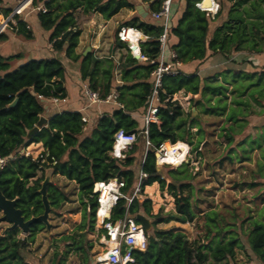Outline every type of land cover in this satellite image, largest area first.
Segmentation results:
<instances>
[{
	"label": "trees",
	"instance_id": "trees-1",
	"mask_svg": "<svg viewBox=\"0 0 264 264\" xmlns=\"http://www.w3.org/2000/svg\"><path fill=\"white\" fill-rule=\"evenodd\" d=\"M141 1L148 6V16H151L152 13L159 11L164 0ZM2 2L3 0H0V13L8 15L11 9ZM52 2L53 0H32L31 3L32 8H36L39 4L46 8L45 13H37V18L40 27L49 32L48 42L52 50L61 52L66 59L77 63L81 80L87 81L92 90L98 91L103 96L114 89L122 108L103 115L91 128L90 133L83 136L85 126L81 121V113L64 111L53 115L47 114L50 98L66 97L65 67L59 59H32L13 68L12 61L19 60L20 55L3 57L0 54V158L6 161L0 168V191L6 199H16V208L26 220L42 214L43 206L38 190L46 176L44 168L48 166L51 168V174L60 175L77 185L82 211L84 217L90 220L88 228L91 230L95 222L96 196L93 193L95 183L118 177L124 181L121 190L124 196H130L134 189L137 172H133L134 157L131 153L135 151L136 144L123 162L112 159L109 152L112 148L113 136L118 130L136 132L137 123L131 114L146 110L148 107L151 98L149 76L153 65L140 63L128 54L124 60L125 67L120 74V83L115 85L111 83L115 66L113 61L109 59L103 63L94 59L92 52L85 55L76 53L81 31L76 26L75 12L80 11L85 15L95 13L102 19L109 20L123 9L133 11L134 5L130 1L65 0L58 13H55L54 8L51 7ZM186 3L182 20L189 13L187 9L191 10L192 6L193 11H198L191 0H186ZM146 18L141 19L137 14L122 26L136 28L147 37V40L140 44V50L149 59H154L158 55L157 40L162 28L157 22L150 23ZM15 20L16 35L25 40L31 39V31L26 29L25 22L19 17H15ZM2 37L3 34L0 35L1 39ZM114 38L119 47H125L117 40L116 33ZM173 50L177 61L186 62L187 59L178 47H174ZM99 75L102 77L99 78ZM101 87L102 92H100ZM208 90L219 89L210 86L200 87L198 76L184 75L179 71L175 76L164 77L156 113L158 124H148L151 148L146 152L141 167L149 175V179L142 182V188L158 183L161 191L166 189L175 199L174 213L161 218L160 211L152 215L149 199H144L142 202L133 199L127 204L126 199L121 198L112 209L111 220L122 218L126 213L135 216L142 211L148 217L158 218L152 222L153 229L157 224L170 221L182 224L194 221L196 215L190 204V196L179 195L188 187L184 183L187 174L186 164L172 169V180L166 183L155 165V149L165 141L172 144L188 141L191 144L193 139L190 127L195 120L191 119L190 112L184 114L181 107L167 100V97L180 91L185 95H197L200 91L203 93ZM15 100V105L11 107ZM40 116L47 117V124L27 139L28 131L36 125ZM226 120L237 125L238 119L234 110L229 113ZM237 127L240 128L241 125L238 124ZM224 132V138L231 146L236 132L234 128ZM195 135L197 143L191 148V152H197L203 138L202 132L198 131ZM38 143L42 145L43 151L37 158L25 156L21 152L30 144ZM38 172L41 173L39 176H37ZM46 192L49 205L53 208H59L66 199L51 182L47 185ZM84 199L87 201L84 202ZM40 225L39 222L33 223L28 235L23 238L16 236L20 233L18 228L7 229L5 235L0 237V264H30L23 257V250L34 242V233L44 228ZM82 227L85 228V223ZM100 232L103 233V230ZM236 244V239H229L226 243H217L213 246L211 244L197 246V243H191L187 236L176 228L154 229L153 234L148 236L146 249L143 252H135L134 257L136 264H206L209 259L221 261L232 258ZM248 245L258 261L264 264V222L255 220L251 223ZM79 249L82 247L74 246V250Z\"/></svg>",
	"mask_w": 264,
	"mask_h": 264
},
{
	"label": "rangeland",
	"instance_id": "rangeland-1",
	"mask_svg": "<svg viewBox=\"0 0 264 264\" xmlns=\"http://www.w3.org/2000/svg\"><path fill=\"white\" fill-rule=\"evenodd\" d=\"M8 1L5 6L8 5L12 9L18 2L25 0ZM128 1L134 5V10L123 9L108 24L104 22L105 20L100 15L95 13L88 15L79 11L74 13L77 19V29L83 32L80 52L85 51L87 47H89L88 52H91L90 41L97 38L95 37L96 32L101 35L98 39L100 47L104 44L108 46V43L115 45L116 25L121 26L131 17L137 16L135 7L138 5H141L148 12V6L141 0ZM64 3L65 0H53L51 7L54 8L55 13H58ZM2 4L4 5V1ZM198 18L203 19L199 16ZM146 20L150 23L153 22L151 16H148ZM40 41H44V49L47 50L46 41L43 38H40ZM28 45L29 43L23 39L17 43L20 52L23 53H27ZM8 47V44H4L0 38L2 54L7 55L13 52ZM105 50L103 48L99 53L92 51V55L94 59L103 61V63L109 59L113 61L115 66L111 83L114 84L120 80L121 71L125 67L124 60L128 57V54L125 48H113L109 51L110 55L113 56L111 58ZM52 56V58L59 59L64 67L66 69L68 67L71 71L78 66L77 63L66 59L61 52H54ZM20 57H23V55L21 54ZM118 63H120V67L117 70ZM11 65L13 68L18 66L16 60L12 61ZM66 73H68V70H66ZM101 77L102 75H99V78ZM102 91L103 88L101 87L100 92ZM153 104L157 105L156 102H153ZM97 107L104 108L106 106L98 105ZM188 113L189 109L184 114ZM138 114L143 117L146 110H139ZM202 115L203 113L200 114V116ZM209 121L210 119L202 120V123L206 124ZM245 126L241 124V130L238 127L235 129L237 133H234L232 148L224 138L225 133L219 135L221 130H209L205 132L206 140L203 141L202 146L199 147L200 143L197 152H191L193 162L190 160L186 164L187 174H185L186 178L184 177V183L188 187L179 195L181 197L190 196V204L196 215L194 221L186 224L170 221L154 226V229L176 227L177 230H181L187 236L191 243H197V246L210 244L213 246L217 243H226L229 239L237 240L232 258H225L221 261L209 259L206 264H261L249 248L248 235L253 221L264 222V124L249 131L244 129ZM255 129L258 130L255 131ZM189 146L193 148L195 143H191ZM41 152L35 153V157H33L24 151V155L27 154L37 158ZM144 154V143L138 137L136 149L131 153L134 157L133 172L142 165L141 161ZM179 166L164 165L157 166V169L165 182L169 183L172 180L171 170ZM44 173H46V176H50V182L64 194L66 199L59 208H53L49 205L50 210L47 221L50 229L47 230L43 224L40 225L44 228L34 233V242L29 248L23 250L24 259L30 264H93L94 255L99 251L101 230L95 220L94 227L91 230L88 228L90 220L84 217L77 185L60 175L51 174V168L48 166L44 168ZM40 174L38 172L37 176ZM148 191L149 194H143L142 199L139 198V201L142 202L145 197L150 199L152 215L160 211L159 217L165 218L169 213H174L175 199L169 195L166 189L161 191L158 183H154L153 191ZM83 201L86 202L87 200L84 199ZM139 213L150 220L151 228L147 235L151 236L154 230L152 222L158 220V218L148 217L142 211ZM1 217L2 213L0 211V219ZM84 223L85 228L83 229L82 224ZM8 227L9 224L1 219L0 237L5 235ZM27 235H23L20 231L16 236L23 238ZM74 246H80L82 249L74 250ZM83 250H85V253H83Z\"/></svg>",
	"mask_w": 264,
	"mask_h": 264
},
{
	"label": "crops",
	"instance_id": "crops-1",
	"mask_svg": "<svg viewBox=\"0 0 264 264\" xmlns=\"http://www.w3.org/2000/svg\"><path fill=\"white\" fill-rule=\"evenodd\" d=\"M3 1L6 3L8 0ZM215 1L218 4V11L215 15H205L202 12L197 11V13L187 9L189 13L187 12V16L182 20L187 7L186 0H172L167 29L165 56L168 55L169 51H174V47H178L184 58L187 59L186 62L179 63V73L198 76L200 87L210 86L219 89L218 91L208 90L203 93L200 91L190 102L188 109L191 119L195 120L190 127L193 135L191 143H197L195 133L202 132L203 138L199 147L206 140L205 132L209 130H221L219 134L221 135L230 128H234L235 131L238 124L246 125L244 127L246 131L264 124V1ZM37 13L38 11L32 10H26L24 13L25 25L31 31V39L25 40L16 35V30H7L3 34L2 42L8 44V48L13 50L11 54L4 55L1 52L2 49H0V54L3 57L21 56L22 54L23 57L16 61L18 65L31 59H52V53L54 52L48 42L49 32L40 27ZM118 14L104 22L108 24ZM198 16L203 19L200 20ZM74 17L77 21L75 15ZM119 26L116 25V30ZM82 35L83 32L78 38L76 53H84V51L80 52L79 50ZM95 37L97 38L90 41L91 52L99 53L105 48L107 54L112 58L113 56L109 53L110 49L125 48L119 47L118 42H115V38V45L108 43V46L104 44L103 46L106 47H100L98 39L101 35L96 32ZM40 38L46 41L47 50L44 49V41L39 42ZM21 39L29 43L27 53L20 52V48L17 46ZM119 67L120 63H118L117 70ZM66 70H68V73H66ZM66 70V74H64V88L66 90L64 102L57 105L49 103L50 108L47 114L53 115L67 111L79 112L86 117H90L89 123L84 127L83 136H86L103 115L111 114L117 107L106 104H102L106 106L104 108L97 107L98 105H88L82 95V85L88 82L81 80L78 66L73 71L69 70L68 67ZM119 83L117 81L115 84ZM232 110L235 111L238 119L237 125L226 120ZM138 113L139 111L131 114L137 123L136 132H134L136 134L144 129V115L141 117ZM201 113H203L202 116H200ZM44 117L47 119L46 116ZM206 119H210V121L206 124L202 123V120ZM257 130L255 129V131ZM22 150L35 157V153L38 154L41 150L43 151V148L38 143L30 144ZM32 151L33 153H31ZM144 158L145 154L141 163ZM139 168L136 170L137 173ZM153 185L146 186L144 189L145 195L149 194L148 190L153 191Z\"/></svg>",
	"mask_w": 264,
	"mask_h": 264
},
{
	"label": "built area",
	"instance_id": "built-area-1",
	"mask_svg": "<svg viewBox=\"0 0 264 264\" xmlns=\"http://www.w3.org/2000/svg\"><path fill=\"white\" fill-rule=\"evenodd\" d=\"M172 0H164L160 9L156 13H152L151 18L154 22H157L162 28V33L158 37V55L154 59H149L140 50V44L147 39L139 30L133 27L119 26L116 32L117 40L122 43L128 54L132 57H136V60L143 64L153 65L150 73L149 82L151 85V98L146 108V114L144 116V129L138 134L134 132H126L124 130H118L113 136L112 148L109 152V156L118 161L123 162L126 156L130 153L133 146L136 144L138 137L143 140L146 152L151 148L150 141L148 139V124H158L156 119V113L158 109L159 92L162 91V80L164 77L175 76L178 72L179 61L176 59L174 51H169L165 56L166 44H167V29L170 14V6ZM194 3V7L203 12L205 15H215L218 11V4L215 0H207L208 6H205L206 0H191ZM264 1V0H263ZM32 0H25L18 2V4L11 9L8 15L0 13V35L4 34L7 30H16L15 17H19L22 22H25V11L32 10L40 13H45L46 8L43 5H39L36 8L31 7ZM1 7V3H0ZM28 29V26H26ZM82 95L84 96L88 105H113L117 108H122L118 101V94L114 89L106 95H101L98 91H94L90 88L88 83L82 85ZM196 95L178 92L167 97L170 102L177 103L182 111L186 113L188 111L190 102ZM41 99V96H39ZM50 104L57 105L64 102V98H50L48 100ZM156 102L157 105H154ZM81 121L86 127L90 121V117H86L84 114L81 116ZM165 141L161 143L155 149V165L164 166L172 165L165 162L167 154H172L176 150L180 153L176 156L179 159L178 165L187 164L191 160V147L184 143L187 147L185 153L181 149H176V144ZM168 147V148H167ZM24 154V150L21 151ZM26 153V152H25ZM26 156H28L26 154ZM6 161L0 158V168ZM143 163V162H142ZM149 175L142 170L140 166L137 173L134 189L130 196H124L122 194V188L124 187V181L122 178H111L105 182H98V190L95 194L96 209L94 213L95 221L98 224L101 233V239L99 240V251L94 255L93 264H136L134 257L135 252H143L148 244V236L144 231L143 226L138 223L134 216L128 215L117 220H111L112 209L118 203L121 198H125L127 204H130L133 199H142L144 189L142 188V182L147 181ZM147 199V198H145ZM143 201V200H142ZM110 202L109 208L107 204Z\"/></svg>",
	"mask_w": 264,
	"mask_h": 264
},
{
	"label": "water",
	"instance_id": "water-1",
	"mask_svg": "<svg viewBox=\"0 0 264 264\" xmlns=\"http://www.w3.org/2000/svg\"><path fill=\"white\" fill-rule=\"evenodd\" d=\"M135 11L141 17V19H145L146 17H148V12L145 11L141 5L136 6ZM88 48L89 47L85 49L83 53L84 55L86 54V52H88L89 50ZM133 58L136 60V57ZM15 103L16 100L11 104V107L14 106ZM46 124H47V119L44 116H40L36 125L31 130L28 131L26 136L27 139L31 138L32 135L39 132L40 129L44 127ZM49 182H50V176L47 175L42 181L41 187L38 190V193L40 195V200L43 206L42 214L31 217L27 220L22 216L21 211L18 208H16V199L13 200L6 199L0 191V211L2 213L1 219L9 224V227L7 229L18 228L23 235H26L29 231L30 226L35 222H39L43 224L47 230L50 229V225L47 221L50 208H49V202L47 199V192H46L47 185L49 184ZM97 190H98V184L95 183L93 185V193L96 194ZM134 219L143 226L144 231L146 233L150 231L151 222L143 214L141 213L136 214L134 216Z\"/></svg>",
	"mask_w": 264,
	"mask_h": 264
},
{
	"label": "bare ground",
	"instance_id": "bare-ground-1",
	"mask_svg": "<svg viewBox=\"0 0 264 264\" xmlns=\"http://www.w3.org/2000/svg\"><path fill=\"white\" fill-rule=\"evenodd\" d=\"M204 4H205V6H208L209 2L206 0L204 2ZM175 145H176V147H175L176 149H181L185 153V150L187 149V147L184 145L183 142H179L178 141ZM178 153H180L179 150H176L172 154H167V157L165 158V162L168 163V164H172L173 163L172 165H178L179 159L176 158ZM109 206H110V202L107 204V208H109Z\"/></svg>",
	"mask_w": 264,
	"mask_h": 264
},
{
	"label": "clouds",
	"instance_id": "clouds-1",
	"mask_svg": "<svg viewBox=\"0 0 264 264\" xmlns=\"http://www.w3.org/2000/svg\"><path fill=\"white\" fill-rule=\"evenodd\" d=\"M148 199V198H147ZM147 234V233H146Z\"/></svg>",
	"mask_w": 264,
	"mask_h": 264
}]
</instances>
